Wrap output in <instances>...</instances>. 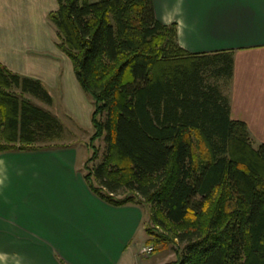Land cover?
I'll return each mask as SVG.
<instances>
[{"label": "trees", "instance_id": "16d2710c", "mask_svg": "<svg viewBox=\"0 0 264 264\" xmlns=\"http://www.w3.org/2000/svg\"><path fill=\"white\" fill-rule=\"evenodd\" d=\"M48 19L105 144L83 165L90 190L179 227L170 264H264V143L230 118L231 54L184 51L152 0H57ZM26 96L52 105L40 80L0 64V153L60 147V121Z\"/></svg>", "mask_w": 264, "mask_h": 264}, {"label": "crops", "instance_id": "0c3cea01", "mask_svg": "<svg viewBox=\"0 0 264 264\" xmlns=\"http://www.w3.org/2000/svg\"><path fill=\"white\" fill-rule=\"evenodd\" d=\"M152 3L187 53L231 54L230 118L246 125L254 147L264 143V0ZM56 9L57 0H0V64L38 80L44 69L52 75L48 49L59 50L48 15ZM83 164L72 147L0 153V264H150L139 254L147 243L141 205L102 200Z\"/></svg>", "mask_w": 264, "mask_h": 264}, {"label": "rangeland", "instance_id": "374dc122", "mask_svg": "<svg viewBox=\"0 0 264 264\" xmlns=\"http://www.w3.org/2000/svg\"><path fill=\"white\" fill-rule=\"evenodd\" d=\"M49 48L51 49V46ZM50 49H48L47 56L55 60V62L57 61L55 71L50 75L49 69H44V71L38 74L42 78L44 76L45 81L44 79H40V81L51 96L52 105L46 106L29 96L26 97L32 103L49 111L60 121L62 136L60 140L55 141L53 144L60 147H72L76 151L78 163H85L86 159L93 152L92 146L97 149L98 158L95 161L87 163V166H92V164L101 160L105 152V144L101 138L91 141L94 133L90 123L93 100L79 86H76L78 84L67 57L59 51L58 53L56 52V56H54V53L51 55L52 51ZM85 168L82 166L83 173L87 172ZM125 194H129V191L124 190L119 196L122 197ZM139 200L141 199L139 198ZM140 205L144 211L145 229H147V232H150L144 233V236L147 237L146 244L154 246V250L150 254L142 256L146 257L147 262L150 264H170L177 261L185 245L179 242L177 237H174V232L178 231L179 227L174 226L168 221H166L165 226L155 224L152 220L151 204L141 200Z\"/></svg>", "mask_w": 264, "mask_h": 264}, {"label": "built area", "instance_id": "2783aa9c", "mask_svg": "<svg viewBox=\"0 0 264 264\" xmlns=\"http://www.w3.org/2000/svg\"><path fill=\"white\" fill-rule=\"evenodd\" d=\"M154 250V246L152 244H144L139 249L140 255H147L150 254Z\"/></svg>", "mask_w": 264, "mask_h": 264}]
</instances>
